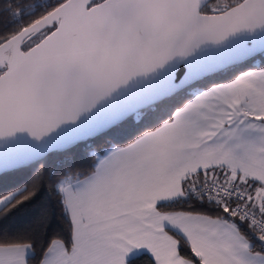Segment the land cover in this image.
I'll list each match as a JSON object with an SVG mask.
<instances>
[{
  "label": "snow or ice",
  "instance_id": "obj_1",
  "mask_svg": "<svg viewBox=\"0 0 264 264\" xmlns=\"http://www.w3.org/2000/svg\"><path fill=\"white\" fill-rule=\"evenodd\" d=\"M0 264H264V0H0Z\"/></svg>",
  "mask_w": 264,
  "mask_h": 264
},
{
  "label": "trees",
  "instance_id": "obj_2",
  "mask_svg": "<svg viewBox=\"0 0 264 264\" xmlns=\"http://www.w3.org/2000/svg\"><path fill=\"white\" fill-rule=\"evenodd\" d=\"M25 175H26V173H20L18 176V179H23ZM24 219H25L24 217L17 215L15 217H12L11 220L9 221V223L20 225V224L24 223Z\"/></svg>",
  "mask_w": 264,
  "mask_h": 264
}]
</instances>
